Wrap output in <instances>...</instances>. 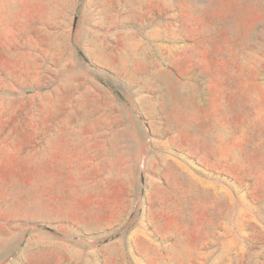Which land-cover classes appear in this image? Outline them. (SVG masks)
I'll use <instances>...</instances> for the list:
<instances>
[{"label":"rangeland","instance_id":"374dc122","mask_svg":"<svg viewBox=\"0 0 264 264\" xmlns=\"http://www.w3.org/2000/svg\"><path fill=\"white\" fill-rule=\"evenodd\" d=\"M0 264H264V0H0Z\"/></svg>","mask_w":264,"mask_h":264}]
</instances>
